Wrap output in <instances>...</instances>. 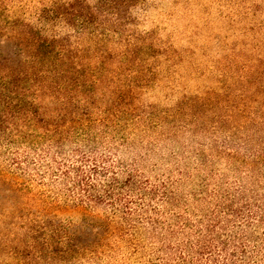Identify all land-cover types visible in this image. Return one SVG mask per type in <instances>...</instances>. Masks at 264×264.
<instances>
[{"label": "rangeland", "instance_id": "374dc122", "mask_svg": "<svg viewBox=\"0 0 264 264\" xmlns=\"http://www.w3.org/2000/svg\"><path fill=\"white\" fill-rule=\"evenodd\" d=\"M0 264H264V0H0Z\"/></svg>", "mask_w": 264, "mask_h": 264}, {"label": "trees", "instance_id": "16d2710c", "mask_svg": "<svg viewBox=\"0 0 264 264\" xmlns=\"http://www.w3.org/2000/svg\"><path fill=\"white\" fill-rule=\"evenodd\" d=\"M83 184V183H82ZM86 185V184H85ZM85 185H83V186H85Z\"/></svg>", "mask_w": 264, "mask_h": 264}]
</instances>
